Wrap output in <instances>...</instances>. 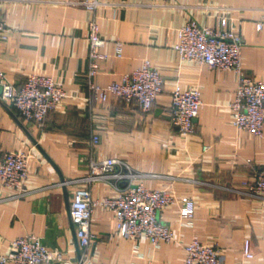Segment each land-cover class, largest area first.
Instances as JSON below:
<instances>
[{"label":"crops","instance_id":"obj_1","mask_svg":"<svg viewBox=\"0 0 264 264\" xmlns=\"http://www.w3.org/2000/svg\"><path fill=\"white\" fill-rule=\"evenodd\" d=\"M92 12L59 0H0L7 37L0 40V69L19 84L31 72L51 75L67 92L45 119L36 123L18 114L0 93V148L28 149V176L21 190L0 183V253H11L13 239L38 236L49 248H59L77 261L79 246L69 203L79 182L59 184L83 176L90 158L117 156L143 173L147 186H169L175 201L158 217L174 232L172 242L153 248L116 229L112 210L93 207V238L85 264H183L184 246L192 237L219 249L218 264H264V198L245 191L264 166V126L261 136L236 127L228 106L236 73L183 60L174 48L177 29L187 19L225 27L239 33L243 70L264 80V0H100ZM95 14L108 57L99 60L93 80L101 85L139 66L144 58L155 64L162 89L148 111L109 95L90 97L87 22ZM122 55L115 56L116 40ZM175 83L196 86L201 104L195 131L180 133L170 118V91ZM100 141L92 144V135ZM203 144L208 148L203 150ZM124 180L100 178L90 183L93 199L114 196ZM194 199L193 225H181L179 199ZM251 240L252 259L242 256V242ZM48 264V263H38Z\"/></svg>","mask_w":264,"mask_h":264},{"label":"built area","instance_id":"obj_2","mask_svg":"<svg viewBox=\"0 0 264 264\" xmlns=\"http://www.w3.org/2000/svg\"><path fill=\"white\" fill-rule=\"evenodd\" d=\"M75 5H82L92 12L101 4L100 0H59ZM227 16L219 17L217 26L199 23L195 18L187 19L177 29V41L174 48L183 60L195 61L209 67L232 69L236 73L234 95L228 106L232 123L246 129L256 136H261L264 126V80L247 74L241 65V35L225 27ZM264 26V19L256 21V29ZM8 26L0 13V40L7 37ZM88 66L86 82L90 97L105 100L109 95L122 99L125 103L135 104L142 111H148L162 89L163 77L158 67L149 58H144L136 68L121 73L118 79L101 85L93 80L98 72L99 60L107 58L103 50L106 39L100 33L94 13L87 22ZM122 40L115 41L114 55H122ZM1 97L14 105L19 115L36 123L42 122L49 111L68 96V92L51 76L29 73L23 82L17 84L9 80L0 69ZM201 104V91L196 86L182 87L175 83L170 91V118L173 126L184 134L195 131L194 118L198 115ZM100 141L98 133L92 135V144ZM208 144H203V150ZM29 150L0 148V183L16 190H21L28 176ZM143 173L133 169L125 160L117 156L90 158L88 171L80 177L69 180L62 179L59 184L79 182L74 188L69 203V214L75 227V235L83 250L81 257L74 261L65 251L49 248L35 235H25L12 240L11 253H0V264H85L88 247L91 244V214L93 207L100 205L114 213L117 231L133 240L132 253L139 257L138 240L147 239L153 248L161 243L175 239L173 230L161 221L159 212L175 201L169 186L151 187L142 180ZM113 182L124 180L125 184L118 188L114 196H102L93 199L90 183L100 179ZM245 193L264 198V166L260 167L250 180H243ZM178 216L181 225L192 226L194 215V199L182 196L179 199ZM183 264H218L219 249L216 244L200 241L197 237L184 246ZM242 256L252 259L251 240L245 237L242 242Z\"/></svg>","mask_w":264,"mask_h":264},{"label":"water","instance_id":"obj_3","mask_svg":"<svg viewBox=\"0 0 264 264\" xmlns=\"http://www.w3.org/2000/svg\"><path fill=\"white\" fill-rule=\"evenodd\" d=\"M1 89H2V86H1V84H0V93H1ZM196 119V117L194 118V120ZM63 179V178H62ZM73 224V223H72ZM74 226V225H73ZM81 257V254H80V251L78 252V258H80Z\"/></svg>","mask_w":264,"mask_h":264}]
</instances>
